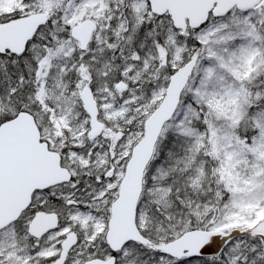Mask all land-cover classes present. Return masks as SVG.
<instances>
[{
  "label": "snow or ice",
  "instance_id": "obj_1",
  "mask_svg": "<svg viewBox=\"0 0 264 264\" xmlns=\"http://www.w3.org/2000/svg\"><path fill=\"white\" fill-rule=\"evenodd\" d=\"M0 264H264V0H0Z\"/></svg>",
  "mask_w": 264,
  "mask_h": 264
}]
</instances>
